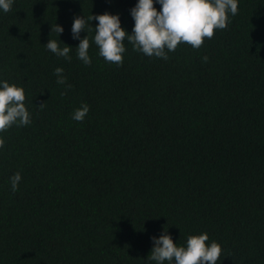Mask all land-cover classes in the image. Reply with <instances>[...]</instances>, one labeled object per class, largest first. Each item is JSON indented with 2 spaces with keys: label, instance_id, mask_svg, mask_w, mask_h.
I'll return each instance as SVG.
<instances>
[{
  "label": "trees",
  "instance_id": "1",
  "mask_svg": "<svg viewBox=\"0 0 264 264\" xmlns=\"http://www.w3.org/2000/svg\"><path fill=\"white\" fill-rule=\"evenodd\" d=\"M137 2L0 9V81L24 89L31 115L0 133V264H156L152 238L165 229L177 246L207 233L217 264H264V0H238L225 29L167 60L125 41L122 66L99 55L92 20L80 33L92 62L78 59L74 18L118 15L131 35ZM49 39L72 48L71 62Z\"/></svg>",
  "mask_w": 264,
  "mask_h": 264
},
{
  "label": "clouds",
  "instance_id": "2",
  "mask_svg": "<svg viewBox=\"0 0 264 264\" xmlns=\"http://www.w3.org/2000/svg\"><path fill=\"white\" fill-rule=\"evenodd\" d=\"M14 0H0V9L5 13L11 11ZM154 3H159L158 11ZM135 22L132 34L129 35L122 27L118 15L104 13L102 15L76 17L73 20L71 33L73 39L80 40L77 57L85 65L91 64L88 50V36L80 38L89 22L98 21L95 28L94 43L99 49V55L106 62L123 65V54L126 51L125 41L133 45V50L148 57L155 56L169 59L168 53L174 52L179 44L186 43L194 49L203 46L205 38L212 39L215 30H223L230 23L229 14H238V0H138L131 10ZM63 33V27L55 24L51 32ZM61 42V41H60ZM45 47L58 57L71 62L69 55L72 48L60 47L56 40L49 39ZM207 62L208 57H203ZM63 68H56L57 84H67ZM72 85L68 84L70 89ZM66 94V93H63ZM25 92L22 87L0 81V133L8 131L12 126L23 127L31 124V115L25 106ZM44 104V103H43ZM43 104L40 106L43 107ZM89 106L84 103L76 109L72 118L82 122L89 112ZM5 140L0 137V148ZM12 191L18 190L22 179L19 172L11 178ZM154 247L148 259L156 264H217L222 254V247L217 242L206 243L207 233L190 235L186 246H177L167 229L159 238L153 237Z\"/></svg>",
  "mask_w": 264,
  "mask_h": 264
}]
</instances>
